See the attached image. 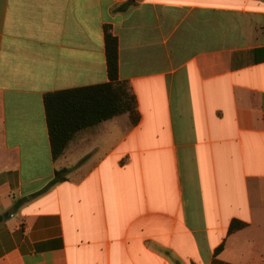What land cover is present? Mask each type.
<instances>
[{"label":"crops","instance_id":"0c3cea01","mask_svg":"<svg viewBox=\"0 0 264 264\" xmlns=\"http://www.w3.org/2000/svg\"><path fill=\"white\" fill-rule=\"evenodd\" d=\"M106 25L140 122L54 159L45 95L110 80ZM0 216V264H264V0H0Z\"/></svg>","mask_w":264,"mask_h":264},{"label":"trees","instance_id":"16d2710c","mask_svg":"<svg viewBox=\"0 0 264 264\" xmlns=\"http://www.w3.org/2000/svg\"><path fill=\"white\" fill-rule=\"evenodd\" d=\"M131 5L133 1L122 5L119 9L124 10ZM105 45L110 78L108 82L45 95L44 102L54 159L60 158L71 140L85 128L123 114H129L133 125L140 122L141 114L136 94L129 81L120 79L119 41L110 25L105 26ZM63 172L64 170L58 171L57 176ZM58 181L60 179L56 177L50 185ZM22 203L23 200H18L15 207L18 208ZM1 218L0 216V220ZM245 226V222L234 219L230 224L229 232H235ZM221 248L222 246L218 250Z\"/></svg>","mask_w":264,"mask_h":264}]
</instances>
